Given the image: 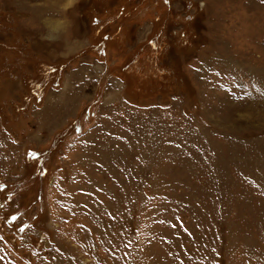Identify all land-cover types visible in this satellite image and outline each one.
<instances>
[{
  "label": "rangeland",
  "instance_id": "rangeland-1",
  "mask_svg": "<svg viewBox=\"0 0 264 264\" xmlns=\"http://www.w3.org/2000/svg\"><path fill=\"white\" fill-rule=\"evenodd\" d=\"M71 4L0 0V264H264V0Z\"/></svg>",
  "mask_w": 264,
  "mask_h": 264
},
{
  "label": "clouds",
  "instance_id": "clouds-1",
  "mask_svg": "<svg viewBox=\"0 0 264 264\" xmlns=\"http://www.w3.org/2000/svg\"><path fill=\"white\" fill-rule=\"evenodd\" d=\"M79 3L80 0H72L71 6L75 7ZM67 10L68 9L66 8H61V11L63 12H66ZM71 27H72L71 23L65 20L59 27L52 29V31H54L56 34L61 35L65 38V42H66L65 53H64L65 55H71L78 50V48H75L73 46L83 47L86 44L85 40L81 38L73 37L71 35Z\"/></svg>",
  "mask_w": 264,
  "mask_h": 264
}]
</instances>
